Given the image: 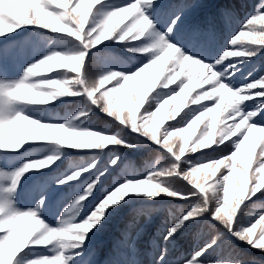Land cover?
Here are the masks:
<instances>
[{
  "label": "snow or ice",
  "instance_id": "6c2138e0",
  "mask_svg": "<svg viewBox=\"0 0 264 264\" xmlns=\"http://www.w3.org/2000/svg\"><path fill=\"white\" fill-rule=\"evenodd\" d=\"M102 3L103 0H0V39L7 40L12 33L19 34L20 29L30 27L43 30L38 34L44 44L42 49L32 51L33 56L40 58L29 63L15 80L6 79L7 49L0 50V150H6L0 151V264H97L92 237L131 203L132 196L189 202L186 208L168 210V218L153 240L150 264H225L217 249L228 235L264 252V214L250 211L256 201L264 198V75L249 72L242 83L235 75L239 71L237 63H245L264 49V0H258L228 46L212 56L203 49L214 37L215 22H209L206 28L185 24L188 12L196 4L192 0H128L93 22L94 10ZM234 16L235 9L225 7L219 10L218 20L231 28ZM56 37L70 38L68 42L75 50L49 47ZM109 40L124 43L128 51L140 56L141 66L130 74H122L102 63L92 71L91 50ZM169 48L171 54L165 55ZM112 60L116 62L117 58ZM152 68L155 70L144 87L130 92L129 82ZM41 69L66 71L49 78L39 74ZM194 79L198 90L189 104L198 107L175 119L181 113L178 105L168 113L170 122L161 128L157 117L167 105L191 92ZM236 83L239 87H235ZM158 85L167 90L163 98L147 102ZM25 92L37 95H23ZM64 97L85 98L84 107L64 122L42 121L13 107L17 103L54 106L57 99ZM93 108L111 117L115 128L96 131L72 123L88 118ZM218 111L222 114L216 133ZM205 117L209 119L195 135L198 122ZM30 122L84 134L91 142L71 145L56 136L40 139L26 130L25 125ZM126 129L156 145L157 166L147 176L123 174L105 186L112 169L120 167L116 149L135 147L127 141ZM254 132L260 135L254 136ZM192 135L195 139L189 147ZM173 137L178 139L173 141ZM33 142L97 150V157L107 149L110 159L107 164L93 160L87 166L54 175L49 173L53 172L59 153L22 164L5 159L28 151ZM40 169L46 171H32ZM26 173L36 177L34 206L20 210L16 203ZM178 182L185 187H176ZM60 185L71 191H60ZM234 190L242 195L235 197ZM52 196L58 197L57 203L65 212L49 224L41 213L48 209ZM253 197L256 201L245 203ZM242 205L244 213L257 217L247 226L238 219ZM74 209L76 212L67 217L66 213ZM158 210L142 205L135 210V216L148 217ZM209 218L215 222L211 225L215 234L197 243L190 253L171 261L170 246L181 232L202 220L207 223ZM134 227L128 223L112 242L105 264H143L137 247L143 229L133 232ZM198 233L199 230L193 234ZM213 253L216 259L212 258Z\"/></svg>",
  "mask_w": 264,
  "mask_h": 264
},
{
  "label": "trees",
  "instance_id": "16d2710c",
  "mask_svg": "<svg viewBox=\"0 0 264 264\" xmlns=\"http://www.w3.org/2000/svg\"><path fill=\"white\" fill-rule=\"evenodd\" d=\"M127 2L128 0H103V3L98 5L97 9L94 10L93 22L96 19H103L106 12ZM192 2L196 4L186 16V26H199L201 28H206L209 22H215L216 26L213 30L214 37L203 49L207 55L212 56L228 46V41L240 31V25L249 15H251L258 0H192ZM225 7H233L235 9V16L230 22L233 24L231 28L224 26L218 20L219 10ZM236 21H238V23H235ZM163 22L164 20L161 18V23ZM38 32H43V30H37L30 27L22 28L19 30V34L14 32L9 39H0V50L7 49L6 67L8 75L6 79H17L29 63L40 58L39 56L32 55L33 49H42L44 47V44L41 43V36ZM47 35L51 36L52 34L49 33ZM69 39L70 38L67 37H56L53 39L52 44L49 45V47H56L59 51L75 50L72 44L68 42ZM244 39L245 38L242 37V40ZM243 46L248 47V45ZM89 58L92 71H95L103 63L109 66V70L119 71L122 74H130L137 70L142 64L140 56L128 51L127 46L124 43H115L113 40L104 42L97 49H92ZM112 58H117V61L113 62ZM229 59L236 58L229 57ZM236 67L239 71L235 75L237 81L240 83L243 82V78L247 76L249 72H252L253 75H264V49H262L258 55L248 59L245 63H237ZM154 70V68L148 69L145 73L141 74L137 80L130 81L128 85L129 91L134 92L137 88H143ZM63 71L66 70L56 69L52 72H47L45 69H41L39 74L49 78H57L58 73ZM181 78H183V74ZM235 87H239V83H236ZM197 90V81L194 79L192 90L186 97H182L180 100L174 101L166 106V109L157 117V121L160 123L161 128L170 122L168 113L178 105L180 106L181 113L175 119H180L185 113L198 107L197 105L189 104V101L192 96L195 95ZM166 91V89H162L158 85L157 89L150 94L147 102L155 103L157 100L162 99L163 93ZM34 98L39 99V97ZM181 100L183 103H181ZM201 103L206 102L202 101ZM84 104V97H64L57 99L54 106L52 104L44 106L25 105L23 110L31 117L42 121L64 122L71 120V117L80 111V109L84 107ZM13 107L17 109L15 104ZM126 110L127 109H125V111ZM221 114L222 113L218 111L217 129L214 130L216 133H218ZM208 119V117H205L198 122L195 135L199 134L200 128L204 126L205 121ZM72 123L80 128L88 126L96 131L112 130L116 126L115 121L101 112L98 108H93L92 112L89 113L88 118L72 121ZM124 135L129 143L135 144V147H121L116 149V152L119 154L120 167L112 169L111 175L105 180V186L110 185L114 179L120 178L123 174L134 176L136 178L147 176L152 167L157 166L156 162L159 159V149H157L155 144L137 136L136 133L129 129L125 130ZM195 135L190 136L189 147H191V142L195 139ZM253 135L259 136L260 133L254 132ZM177 139L178 137H173V141H176ZM140 140H143V143H138ZM246 150L247 145L245 146V149L242 150V155L246 153ZM221 151L227 152V149H221ZM96 152L97 150L71 149L51 142H33L32 147L28 151L23 152L18 156L6 157L5 159L14 164H22L29 159L41 157L46 158L49 155L59 153L60 158L56 162L53 172L49 173V175H54L57 172L71 171L73 168L79 169L83 166H87L93 162V160L100 164H107L110 159L109 150H103V154L98 157L96 156ZM186 155H189L187 151ZM32 171L46 170L40 169ZM249 175L251 176V173H249ZM35 180L36 177L28 173L25 174V177H22V190L16 203V206L20 210H27L34 206ZM201 183H203V180H201ZM175 186L179 188L185 187L182 182L176 183ZM58 187L62 192L71 191L70 189H64L62 185ZM231 196L232 193L230 192V197ZM57 200L58 197L56 196L50 197L48 209L41 213V218H46V223L54 224L59 220L60 213L65 212L64 207L59 206ZM253 201H256V197H253L252 200L246 201L245 203L252 204ZM188 203V201L178 202L169 197H157L151 199L142 196H132L131 203L116 212L108 220L104 228L92 237L91 244L95 250L94 259L97 261V264H105V258L112 242L120 236L121 232L126 229L130 222L135 225L132 229L133 232H135L137 228L143 229L142 235L137 241V247L141 253L139 259L143 261V264H150L151 256L149 253L153 251V240L156 237L157 230L168 218V210L173 207L177 209L186 208ZM142 205H150L159 210L153 212L148 217H136L135 210ZM229 207H231V202ZM243 207L244 206L242 205L238 219L242 225L247 226L257 217L255 215L249 216L244 213ZM250 211L264 214V198L256 201L255 206L250 209ZM75 212L76 210L74 209L72 212L66 213V216L71 217ZM213 224H215V222L209 218L207 223H204L202 220L200 224L191 225L183 230L170 246V260L175 262L180 256L190 253L197 243L203 242V240L209 239L214 235L215 229L211 227ZM216 227L218 228L219 225H216ZM197 230H199L198 235H194L193 233ZM257 231H259V228H257ZM217 252L219 253V258L224 260L225 264H237V260L239 261V264H264V252L258 251L230 235H228L227 239H221L220 247L217 249ZM212 258H217L216 253L212 254Z\"/></svg>",
  "mask_w": 264,
  "mask_h": 264
},
{
  "label": "clouds",
  "instance_id": "9594fccd",
  "mask_svg": "<svg viewBox=\"0 0 264 264\" xmlns=\"http://www.w3.org/2000/svg\"><path fill=\"white\" fill-rule=\"evenodd\" d=\"M172 52V49L169 48L168 51L165 53V55H170ZM23 95H37V94H31V93H22ZM26 130L34 137H38L40 139H46L51 136H56L60 139L62 143H68L71 145H80V144H87L91 142V139L89 136L84 134H72L67 133L62 129H53L49 126L39 125L36 122H30L25 125ZM208 143H211V140L209 139ZM242 195V192H236L234 190V196L240 197Z\"/></svg>",
  "mask_w": 264,
  "mask_h": 264
}]
</instances>
